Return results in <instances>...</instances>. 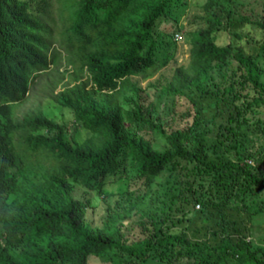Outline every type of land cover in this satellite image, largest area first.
<instances>
[{"label":"trees","instance_id":"obj_1","mask_svg":"<svg viewBox=\"0 0 264 264\" xmlns=\"http://www.w3.org/2000/svg\"><path fill=\"white\" fill-rule=\"evenodd\" d=\"M63 1L70 9L63 42L73 55L69 62L77 63L72 81L50 97L70 109L74 125L88 130L81 140L39 107L12 116L10 103L25 96L56 50L47 22L50 0H0V264H87L90 254L106 264H146L148 257L157 264H214L237 254L264 264V245L242 235L208 243L186 236L185 224L171 228L187 220L190 202L222 208L264 190V154L234 144L242 125L264 134L262 68L254 53L215 38V30L246 21L261 28L264 49V14L251 18L235 3L204 2L211 26L189 31L187 63L176 64L158 86L181 104L163 117L130 76L154 63L165 21L177 33L175 16L185 0ZM196 93L213 98L207 119L199 118ZM127 158L147 190L154 175L177 159L191 163L194 180L181 179L175 200L160 212L138 208L147 190L125 189L92 224L85 215L90 198L76 196L75 183L101 193L108 174L124 175ZM204 180L205 189L198 190L195 181L201 186ZM134 211L141 236L130 238L122 227Z\"/></svg>","mask_w":264,"mask_h":264},{"label":"rangeland","instance_id":"obj_2","mask_svg":"<svg viewBox=\"0 0 264 264\" xmlns=\"http://www.w3.org/2000/svg\"><path fill=\"white\" fill-rule=\"evenodd\" d=\"M206 0H185L184 4L178 10L176 17V27L178 31L171 34L173 27L170 21L163 29L162 41L154 50L155 61L152 65L141 68L133 73L130 78L138 80V84L143 88L145 102L153 103L154 108L165 117L171 107L181 108V104L171 94L165 95L159 92L158 86L169 79L173 67L176 64H186L189 57V31L204 26H211L210 8L204 7ZM220 5L237 4L240 12L253 18L256 14H264V0H216ZM212 10L218 12L217 5L210 6ZM68 8L64 7L63 0H50L49 5V25L50 40L56 50L54 61L49 64L46 70L35 74L30 82L25 96L19 100L10 103L12 116L20 118L24 113L35 111L38 107L49 117L64 121L68 124V129L73 130V137L81 140L87 135L88 130L81 125L73 124V116L69 108L59 105L50 97L51 91L55 92L65 83L72 81V72L75 70V63H71L68 57L73 55L69 53L63 42L64 26L66 25L69 14ZM223 13V11H222ZM215 38L218 43H230L234 46H240L244 51L254 53L258 64L262 68L261 78L264 79V49L259 46L262 38V30L256 25L246 21H232L225 29L215 30ZM74 59V58H73ZM224 65L213 72V80H220V71ZM220 84V82H219ZM223 84V83H222ZM196 105L199 108V118L207 119L214 111L213 98L203 95L194 94ZM126 106V105H124ZM133 127L137 128L135 125ZM140 132L150 136L149 131L138 128ZM147 133V134H146ZM13 142L17 145V134L12 133ZM207 142L211 140L207 136ZM158 145L162 143L160 136L154 139ZM235 148L239 151H253L255 154H264V134L252 126L242 125L240 135L234 141ZM224 156H230L224 153ZM41 156H39L40 158ZM191 163L183 159H177L175 163H168L147 185L143 179L137 177V172L132 161L127 158L124 175L108 174L105 177L101 187V193L95 188L87 189L84 186L75 183L74 194L78 197L88 196L90 206L86 209V219L92 224H99L104 217L106 204H114V201L121 196L125 189H136L137 191H146L138 208L142 210H153L160 212L165 204L172 199L175 200V194L181 179H193V171L190 172ZM194 180V179H193ZM203 185H197L198 190H204L206 180L202 181ZM194 183V182H193ZM143 191V192H144ZM231 201L222 208L214 206H204L201 204L189 203L190 212L186 221L181 225L171 227L172 229L185 228L183 232L191 240L198 242L215 243L223 237L234 239L238 235L244 236L256 244L264 245V190L259 191L254 198ZM179 214V213H177ZM176 214V215H177ZM139 216L134 211L125 220L122 231L130 236L137 238L141 236L139 226L136 220ZM157 259L148 257L146 264H157ZM87 264H106L101 262L97 257L89 255ZM214 264H257L247 258L245 255H234L220 259Z\"/></svg>","mask_w":264,"mask_h":264},{"label":"built area","instance_id":"obj_3","mask_svg":"<svg viewBox=\"0 0 264 264\" xmlns=\"http://www.w3.org/2000/svg\"><path fill=\"white\" fill-rule=\"evenodd\" d=\"M178 34V33H175V35Z\"/></svg>","mask_w":264,"mask_h":264}]
</instances>
